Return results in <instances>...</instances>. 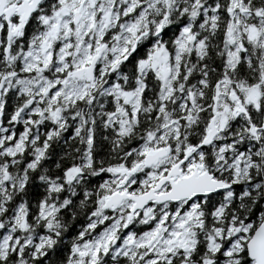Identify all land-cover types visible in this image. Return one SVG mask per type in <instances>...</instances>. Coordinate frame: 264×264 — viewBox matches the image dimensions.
<instances>
[{
	"label": "snow or ice",
	"instance_id": "obj_1",
	"mask_svg": "<svg viewBox=\"0 0 264 264\" xmlns=\"http://www.w3.org/2000/svg\"><path fill=\"white\" fill-rule=\"evenodd\" d=\"M0 264H264V0H0Z\"/></svg>",
	"mask_w": 264,
	"mask_h": 264
}]
</instances>
